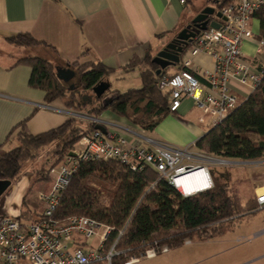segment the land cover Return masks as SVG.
Segmentation results:
<instances>
[{"label": "trees", "instance_id": "trees-1", "mask_svg": "<svg viewBox=\"0 0 264 264\" xmlns=\"http://www.w3.org/2000/svg\"><path fill=\"white\" fill-rule=\"evenodd\" d=\"M230 2L219 0L216 8L220 11ZM253 17L259 21V38H264V6ZM6 41L19 48L51 49L29 34H17ZM153 57L148 50L142 61L133 60L124 69L128 72L140 68V88L124 93L111 92L110 88L100 99L93 94V88L108 82L113 73L101 63L69 64L75 72L70 83L57 79L56 65L47 59L25 56L15 65L30 68L28 86L41 90L47 105L61 102L65 110L92 120H98L103 112L109 111L141 131L152 132L171 114L169 93L158 88V81L172 75L167 73V68L156 75L158 67L151 63ZM109 94H115L117 99L104 107L102 99ZM23 125L20 124L21 130L15 135L11 134L20 146L7 151L0 146V180L17 183L22 175V164L34 158L39 149L53 145L54 149L49 153L56 157V165L34 173L32 187L40 182L51 183L50 170L74 155L80 139L97 126L93 121L68 117L58 128L30 135L23 130ZM195 148L207 156L227 161L252 162L264 157V77L246 100L196 141ZM219 177L221 180L215 178L211 189L182 197L148 167L131 171L115 160L80 163L61 194L55 216L59 219L86 216L109 226L112 230L105 249L121 231L115 247L121 255L115 257L112 264H125L132 257L140 258L148 249L159 252L162 247H167L172 250L193 236L203 241L214 238L222 233L223 224L264 208L257 206L256 197L243 203L228 171ZM31 191L32 188L23 198L24 206L31 202ZM40 213L22 210L20 218L36 221Z\"/></svg>", "mask_w": 264, "mask_h": 264}, {"label": "crops", "instance_id": "crops-1", "mask_svg": "<svg viewBox=\"0 0 264 264\" xmlns=\"http://www.w3.org/2000/svg\"><path fill=\"white\" fill-rule=\"evenodd\" d=\"M218 1L187 0L182 3L180 0H0L2 149L14 144L13 136L21 130L19 126L22 123L27 134L38 135L58 128L68 119L61 102L47 105L44 102V93L28 86L31 70L24 65H15L19 58L40 57L49 60L56 67L73 63H101L113 71L108 78L111 92L122 93L119 89L112 88V78L125 80V77L134 75L140 82L139 67L124 71L129 63L133 60L142 61L148 50L154 56L159 48L169 42L203 8L211 7L219 11L216 8ZM214 20L211 19L210 22ZM249 27L253 36L241 43V59L256 70L262 66L263 61V55L258 50L259 21L252 17ZM17 34H29L51 49L19 48L6 41ZM187 50L188 48L184 53ZM179 67V64L171 66L166 71L174 74L179 71ZM213 69L212 59L206 54H199L191 59V71L199 78ZM140 86L141 82L137 88H133L138 89ZM230 91L238 105L251 93L250 89L235 81H231ZM97 121L105 131L121 135L131 145L150 148L151 144L146 142L150 140L173 149H183L195 144L212 128L213 119L203 115L191 99L185 98L177 112L167 116L152 132L141 131L109 111L103 112ZM236 163L245 164L242 166L243 175L232 173L235 171L233 167L227 171L231 183L241 193L243 203H246L250 197L255 198L264 193V157L252 162H231ZM249 168L251 174L248 173ZM21 179L22 175L17 183L11 185L17 186ZM32 181L33 174L27 179V188L22 193H12V211L1 210L2 215L20 216L22 210L42 211L43 204L38 201L37 195L47 192L51 183L40 182L32 187ZM31 188V202L24 206L23 198ZM244 229L242 232L254 234L257 242L237 246L238 252L224 264H264V221L255 220ZM182 246L164 254H157L153 258L138 259L131 264H181V259L172 253Z\"/></svg>", "mask_w": 264, "mask_h": 264}, {"label": "built area", "instance_id": "built-area-1", "mask_svg": "<svg viewBox=\"0 0 264 264\" xmlns=\"http://www.w3.org/2000/svg\"><path fill=\"white\" fill-rule=\"evenodd\" d=\"M186 3L187 0H180ZM264 6V0H232L220 10L224 21L218 29L209 28L197 35L180 58L181 69L158 81V88L169 93V112H177L181 101L191 99L203 115L213 119L212 126L220 124L236 107L237 100L230 91L231 81L253 91L264 77V38H259L258 50L263 55L262 66L252 69L241 59L240 46L253 36L249 23L253 15ZM199 54L211 57L214 69L200 79L191 71V59ZM99 125L97 120L89 119ZM146 142L151 147L131 145L121 135L94 129L84 135L76 145L74 155L50 170L51 185L47 192H40L37 199L43 204L36 221H24L20 216L0 215V264H112L121 255L116 243L122 232L105 249L111 228L86 216L56 218L61 194L68 186L80 163L115 160L131 171L143 167L153 170L182 197L183 180L192 172H202L212 188L209 165L226 163L196 150L195 144L183 149H173ZM202 191V192H203ZM256 204L264 207V193L256 196ZM94 239V245L87 241ZM186 241L184 244L189 243ZM162 247L145 251L143 258H153L167 253ZM140 257V258H141ZM140 258H130L131 264Z\"/></svg>", "mask_w": 264, "mask_h": 264}, {"label": "rangeland", "instance_id": "rangeland-1", "mask_svg": "<svg viewBox=\"0 0 264 264\" xmlns=\"http://www.w3.org/2000/svg\"><path fill=\"white\" fill-rule=\"evenodd\" d=\"M175 35V34H174ZM173 35V36H174ZM172 36V37H173ZM165 45V44H164ZM163 45V46H164ZM162 46V47H163ZM161 47V48H162ZM159 48L158 51L161 49ZM157 51V52H158ZM155 52V54L157 53ZM154 54V56H155ZM111 79L112 88L119 89L122 93L128 91L129 89H135L137 85H140V82L136 80L134 75H129L125 77V80H113ZM135 82V83H134ZM137 88V87H136ZM66 117L74 118L80 121H89V118L82 117V115L74 113L73 111L64 110ZM20 146V143L14 139V144L4 149L5 151ZM54 149L53 145L45 146L42 149H39L34 153L36 155L34 158L25 161L22 164V179L21 182L16 186L10 185V187L5 191V193L0 197V215H2L1 210H11L10 197H14L12 193H22L24 189L27 188V179L32 176V174H37L40 171H45L49 167L56 165V157H53L51 152ZM216 159V158H215ZM222 160V159H216ZM226 163H217L215 165H209V171L211 174L212 182L215 178L219 177L221 174H225L227 169L233 167L235 171L232 173L244 174L242 166L239 164H231L232 161L222 160ZM238 162V161H234ZM248 173L251 174L252 171L248 170ZM235 176V175H234ZM250 176V175H249ZM36 187V191H37ZM259 220L264 221V209L256 211L250 215L243 216L230 224L222 225V233L214 238L208 240H200L196 236L191 237L190 242L184 244L180 249L172 253L173 256H177L181 259V264H224V262L229 258L235 255L238 250L237 246H246L249 244H254L256 237L252 233H248L244 228L247 224ZM94 239H89L87 241L88 245H94ZM257 242V241H256ZM241 249V248H240ZM256 251V250H255ZM120 252V251H118ZM255 253V252H254ZM253 253V254H254ZM164 254V253H161ZM252 254V255H253ZM143 258V257H141ZM140 258V259H141ZM114 263V262H113ZM105 264V263H98Z\"/></svg>", "mask_w": 264, "mask_h": 264}, {"label": "water", "instance_id": "water-1", "mask_svg": "<svg viewBox=\"0 0 264 264\" xmlns=\"http://www.w3.org/2000/svg\"><path fill=\"white\" fill-rule=\"evenodd\" d=\"M211 19H215L216 21L210 22ZM223 21L224 18L220 11H216L211 7L203 8L191 21V25H195L194 28L190 30L189 25L182 28L175 34V37L167 42L152 58L151 63L158 67L156 75L168 67L178 65L182 54L198 34L209 28L218 29ZM55 72L57 79L63 83H70L75 78V72L70 68L69 64H67L66 67H55ZM109 89L110 84L107 81L101 82L93 88V94L96 98L100 99ZM116 99L117 96L112 94L111 96L103 98L102 104L104 107H107ZM95 129L105 133L101 125H97ZM10 185V181L0 180V197ZM201 192L202 191H199L197 193Z\"/></svg>", "mask_w": 264, "mask_h": 264}, {"label": "bare ground", "instance_id": "bare-ground-1", "mask_svg": "<svg viewBox=\"0 0 264 264\" xmlns=\"http://www.w3.org/2000/svg\"><path fill=\"white\" fill-rule=\"evenodd\" d=\"M205 178L202 172H192L186 179L183 180L184 187L183 191L185 194L190 195L203 191L208 186V179L198 182V179Z\"/></svg>", "mask_w": 264, "mask_h": 264}, {"label": "flooded vegetation", "instance_id": "flooded-vegetation-1", "mask_svg": "<svg viewBox=\"0 0 264 264\" xmlns=\"http://www.w3.org/2000/svg\"><path fill=\"white\" fill-rule=\"evenodd\" d=\"M192 21V20H191ZM191 21L190 22H188L184 27H186V26H190V30L192 29V28H194L195 27V25H191ZM199 35V34H198ZM175 37V35L171 38V40L173 39ZM170 40V41H171Z\"/></svg>", "mask_w": 264, "mask_h": 264}]
</instances>
